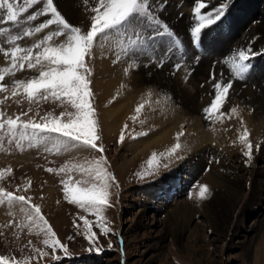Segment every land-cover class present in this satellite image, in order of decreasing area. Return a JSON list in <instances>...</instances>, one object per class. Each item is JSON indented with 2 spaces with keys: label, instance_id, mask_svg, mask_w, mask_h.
<instances>
[{
  "label": "rangeland",
  "instance_id": "obj_1",
  "mask_svg": "<svg viewBox=\"0 0 264 264\" xmlns=\"http://www.w3.org/2000/svg\"><path fill=\"white\" fill-rule=\"evenodd\" d=\"M234 1L204 0L206 8L202 10L206 15L214 13L216 9L225 10L227 8L225 19L222 18V22H225L228 19L227 11ZM63 2L65 0H54L58 10L69 23L74 26L82 25V31L87 29L88 21L92 15L91 8L98 6L94 0H78L73 14H69L68 10L63 8ZM197 2L199 0H155V3H152L154 14L168 25L174 36H156L158 26L154 25L152 21L143 19V22H137L126 31L122 30L121 34L111 33L115 34L113 35L114 40L113 37H110L111 34L107 39L114 46L111 50H104L105 44L103 43L101 47V42L98 41L93 48L92 55L86 57V62L92 70L90 89L93 96L90 98V102L95 110L97 134L100 136L97 143L102 144L103 153L84 150L79 146L66 148L63 145H58L55 137L42 140L31 147L28 141H22L23 150H21L17 147L16 140L9 142L6 129L0 131V137H2L0 140V171H3V176H0V189L15 195H24L26 198L30 197V204L40 206L41 214L51 225L60 242L68 248L67 253L59 248L53 253L52 249L44 244L47 236L45 235L46 226L43 225V222L33 223L28 219V206L16 203L9 205L5 200L0 203V255L7 256L10 261H20L21 264H264V222L260 221L254 231H248L250 229L248 225L252 223L251 220L260 212L254 204L258 200H264V195L258 193L256 182L258 176L255 170L262 163L257 157L262 155L264 130H261L260 135L254 141H250L253 144V154L249 161L243 154L247 149L241 140H237V143L231 147L225 142L226 134L222 133V131L231 132L230 130H233L234 122L237 119L231 124L228 123L230 126L226 124L228 126L225 125V128L218 123V120L231 113L232 109L239 111L240 108H245V112H248L250 117L253 116V119L259 112L261 116L259 120H264V115L259 109L262 102L256 104L246 101L244 97H241L238 87H236V84L240 82L236 80L233 64L239 61V54L234 58L236 61L234 59L227 61L230 55L233 56L242 49L247 54L253 53L250 45L261 37L260 34L252 37L250 45L246 48H239L232 54H226L229 55L228 57L224 55V57H219L222 60L219 61L221 65L210 68L212 70L211 80L221 85L229 82L232 87L220 110L224 115L217 114L206 118L203 110L204 122L211 129L208 131L211 132L213 139L211 150L205 153L203 159L200 152L191 155L175 153L173 157L166 159L160 156L165 152L154 146L149 148L144 155L139 153L132 159V162L125 165L121 158L127 154L125 149L133 147L136 143L132 142H135L139 137L146 136L150 129L146 127L147 123L141 116H132V112L128 114L118 133L114 135L110 131L104 130L99 113L100 108L94 89L99 60L106 59L110 67L121 70V74L124 76L130 74L131 71L138 70L140 65L145 63L144 57H152L151 62L156 64L158 70H163L165 64L171 62L173 63L171 67L174 68L171 71H179L182 68L188 69L190 74L196 71L200 63L199 56L208 53L207 49L213 50L210 45L207 46L206 33L211 32L218 23L222 25V22L219 21L217 24L214 22L208 27L202 28L203 39L194 43L191 30L194 22L199 21L194 14V5ZM19 3L23 4V0H19ZM184 5L186 6L184 12L180 11L176 16L175 7L179 11ZM257 5H259V9H262V4L257 3ZM169 6L172 9H168ZM40 7L41 5H36L29 8L28 12L20 18L19 25L4 21L0 22V28L9 29L12 34H17L21 30L20 26L32 27L43 23L48 17L39 16L36 21L27 20V16L39 12ZM2 15L3 13L0 12V16ZM186 15H188L186 23L182 29L178 28V22ZM227 21L230 22L231 19ZM225 27L217 28L216 31L222 32L224 29L226 30ZM54 30H56V26H50L32 37L24 38L18 44L21 47H31ZM134 32L142 33L145 43L130 48L128 40L130 37L134 38ZM6 39L7 35L0 37V43ZM63 42H65L64 37H56L53 40L54 44ZM3 46L5 48L12 47L10 44ZM33 51L35 52L37 49H33ZM257 55L254 52L252 58ZM252 58L250 57V59ZM2 59L10 61V57L6 58L3 53H0V61ZM190 60L196 61L191 62ZM36 75H38L36 69L30 70L25 66V69L17 71L15 76L7 75L4 83L10 85L14 79H28ZM246 86L244 84L243 89L247 88ZM253 89L259 90L256 85L253 86ZM212 98L214 99V97ZM0 101H2L0 111L5 113V119L8 116L15 118L17 115L27 113L26 116L21 115L22 120L35 118L37 122H41L42 117L51 114L52 117L66 122L68 117L61 116V113L76 112V109L72 108L66 100L61 103V101L49 98L41 99L38 104L30 103L23 93L17 97H12L10 92L0 93ZM121 133L125 137L123 142L120 141ZM230 137L233 136L230 135ZM231 150L233 152L228 153ZM154 152L161 165L158 172L154 175H146L143 179L139 178L137 173H146L149 170L147 161ZM101 156L106 157L107 160V163L102 167L115 176L119 187L113 186L110 189V206L104 209L103 219L98 220L97 216L91 212H85L78 205L70 203L66 199L64 187L65 184H68L72 187L90 188L94 184L100 183L97 179L94 162ZM177 156L182 159L175 158ZM164 164H167L168 167H163ZM197 164L200 169L191 172L190 166ZM49 168L55 171H47ZM5 169H11V172L4 171ZM215 171L220 175L223 174L222 176L227 180H233L236 176L240 177L238 196L234 199L233 206L230 205L227 197H218L219 199L217 196L213 197L214 194H226L227 190L224 185L217 187L215 183L204 180L206 175L213 174ZM184 175L187 176L186 179L183 178ZM162 185L166 191L163 189L159 196L153 198L149 193L150 190L154 186ZM204 185L208 186L209 192L205 194L206 198L202 199L199 192L201 186ZM167 191H170L171 195L169 193L167 196ZM175 198L179 202L187 204L192 215L185 216L183 210H177V208L175 210L173 204ZM159 201H162L164 205L163 210L150 209V207H158ZM140 212L146 213L147 217L139 218ZM153 216L162 223V226L157 228L141 226L155 222ZM190 216L192 217L190 218ZM81 217L90 221L92 230L97 237L94 242L90 243L86 238V228ZM239 225H244L243 230L250 237V242L245 245L246 247L250 243L252 244L249 251L245 250V247H238L236 242ZM103 227H107L110 231L105 234L102 231ZM158 239L161 243L156 245L155 241ZM90 248L93 250L90 251ZM96 248H99V251L95 250ZM35 249L47 252L48 255L41 257ZM53 255L59 256V260L53 259Z\"/></svg>",
  "mask_w": 264,
  "mask_h": 264
},
{
  "label": "snow or ice",
  "instance_id": "obj_2",
  "mask_svg": "<svg viewBox=\"0 0 264 264\" xmlns=\"http://www.w3.org/2000/svg\"><path fill=\"white\" fill-rule=\"evenodd\" d=\"M98 6L91 8V17L88 21V28L82 31L81 26H74L65 18L58 10L54 0H23V4L19 0H0V22H11L19 25V20L22 15L28 12V9L41 5L40 11L27 16L28 21H36L39 16L48 17L43 23L28 27L20 26L21 30L17 34H12L9 29L0 28V37L7 35V39L0 43V53L8 58L10 57V67L0 69V93L10 92L12 97L20 96L21 93L27 98L30 103H39L41 99L49 98L66 102L76 109L75 113H61V116H67V121L52 117L48 114L41 118V122H37L35 118L22 120L21 115L26 116L27 113L17 115L15 118L8 116L6 119L5 113L0 111V131L6 129V134L9 136V142L17 141V147L23 150L22 141H28L29 146H34L36 143L55 137L58 145H63L66 148H75L79 146L84 150L104 152L102 144H98L100 136L97 134V120L95 110L90 102L93 92L90 89L91 84V68L86 62V57L92 55V51L97 42L106 41L111 33L121 34L122 30L132 27L137 22H143V19L152 21L158 26L156 36L167 35L174 36V33L169 29L167 24L159 20L154 14L152 3L155 0H94ZM159 7V5H157ZM206 8L204 0H199L194 8V13L198 17V23L192 30L194 43H198L199 34L207 25L218 21L223 16L222 9H216L214 13H209L207 17L202 15V9ZM162 10V9H161ZM206 21V23H205ZM56 26V30L49 32L38 43L31 47H21L18 42L26 37H32L37 33L48 29L50 26ZM134 38H129L128 44L130 48L144 44L142 33L134 32ZM56 37H64L65 42L54 44L53 40ZM4 44H10L12 47L5 48ZM37 49V51H33ZM249 55L241 50L239 52V61L234 62L233 67L237 76H241L248 68L244 61L249 60ZM27 66L28 69H36L38 75L28 79H14L12 83L5 84L7 75L15 76L17 71H23ZM232 84L225 82L223 85L215 83V94L211 104L204 109L206 118H211L214 115H224L220 112L223 104L226 101L229 90ZM7 99V97H5ZM19 103V101H17ZM2 103V101H0ZM144 107L140 104L136 112L139 113ZM31 111V108H29ZM235 111V109H232ZM38 115V113H37ZM125 127H127L125 125ZM182 135L181 134H178ZM250 133L245 129L240 136L241 142L246 146V151L243 153L249 161L252 159L253 144L249 140ZM125 139L121 133L120 141ZM2 140V137H0ZM181 148L180 143H176L170 148L167 153H161L163 158H171ZM182 159V157H175ZM97 179L100 181L92 187H72L65 184L64 191L66 199L72 204L78 205L85 212H91L97 216L98 220H102L104 209L110 206V189L115 186L119 187V183L115 176L107 172L102 165L107 163L106 157L101 156L95 162ZM149 170L137 173L141 179L146 175H154L160 168L159 159L154 152L151 158L147 161ZM163 167H168L164 164ZM4 171L11 172V169ZM49 172L55 171L52 168L47 169ZM63 171V169H61ZM90 171V169H89ZM0 176H3V171H0ZM209 192L207 185L201 186L199 195L202 199L206 198V193ZM30 197L24 195H15L12 192L0 189V203L5 200L9 205L20 204L28 206V219L33 223L43 222L45 225V235L47 238L44 244L52 249L55 253L56 249H62L65 253L68 248L60 242L51 225L41 214L39 205L30 204ZM83 219L86 231L85 235L89 242H94L97 237L93 232L91 223L88 219ZM102 231L107 234L110 229L103 227ZM93 250L92 248L89 249ZM95 250L99 251V248ZM41 257L47 256V252H40L35 249ZM59 256L53 255V259L59 260ZM0 264H21L20 261H10L7 256L0 255Z\"/></svg>",
  "mask_w": 264,
  "mask_h": 264
},
{
  "label": "bare ground",
  "instance_id": "obj_3",
  "mask_svg": "<svg viewBox=\"0 0 264 264\" xmlns=\"http://www.w3.org/2000/svg\"><path fill=\"white\" fill-rule=\"evenodd\" d=\"M77 1L78 0H65L62 6L68 10L69 14H73ZM257 3L262 4V9L258 8L259 5H257ZM185 5L179 11L176 10V7L175 10L173 9L176 16L180 11L184 12L186 9ZM168 9H172L171 6H169ZM227 17V20L231 19L230 22L226 20L227 22L223 21L222 25L218 23L212 28L211 32L206 33L205 40L207 46L210 45L213 50L210 51L207 49L208 53L199 56L200 63L196 71L192 74L188 73V69L187 71L183 68L179 71L175 70L176 73L175 71H171L173 63L170 61V63L165 64L163 70H158L156 64L151 62L152 57H144L145 63H142L138 70L131 71L130 74L124 76L121 74V70L110 67L106 59L99 60L97 64V75L94 81V89L96 90L98 107L100 108L99 113L105 128L104 130H108L114 135L117 134L128 114L132 112V116H141L147 123L146 127L150 129L146 136L139 137L135 142H132L136 143L133 147L125 149L127 154L121 157L125 165L132 162V159L139 153L144 155L151 147H158L160 148L159 150L167 153L176 143L181 144V148L176 152L177 154L191 155L200 152L199 154L203 159L205 153L211 150L213 142L212 134L209 132L211 129L206 126L203 117V110L211 104L213 101L212 97H214L215 94V82L211 80L212 70H210V68L212 66L218 67L217 65H221L220 62L222 60L219 57L223 55L228 57L229 55L226 54H232V52H236L239 48H246V46H249L252 37L257 34H260L261 37L250 46H252V51L258 55L248 62L244 61V63L248 65V68L241 76L236 75L237 82H240L236 84V87H238L241 97H244L246 101L256 104L261 101L262 106L260 108L258 106V108L264 115V0H235L227 11ZM187 18L188 15L178 22V28L182 29ZM223 27H225L226 30L224 29L222 32L219 30L216 31L217 28L221 29ZM113 35L115 34H111L110 37H113L112 39L114 40ZM103 43L105 44L104 50H111V48L114 47L107 40ZM193 54L197 55L196 53ZM236 57H238V55H230L227 61ZM199 58L197 57L198 60ZM234 61L236 60L234 59ZM10 66V61L7 59H2L0 61V69ZM228 78L230 77L228 76ZM244 84L247 85L245 89H243ZM254 85H256L259 90H254ZM140 104H143L144 107L137 113L136 109ZM260 118L261 116L258 112L253 119V116L250 117L248 112H245V108H240L239 111L235 109V111H231L227 116L220 118L218 123L224 128L226 124H231V122L237 119L236 122H234L233 130H230L231 132H224L221 130L223 134H226L225 142L233 147L237 143L236 141L240 139L245 129L250 133L249 140L254 141L256 137L260 135L261 130H264V120H259ZM228 125H226V127ZM251 127L253 128L251 129ZM181 133L182 135L178 136V134ZM230 135L233 137H230ZM231 152H233V150L228 153ZM230 156H232V154H230ZM257 158L262 162L260 166L255 169L258 176L256 179L258 184L257 188L258 193L264 195V147L262 149V155ZM192 164L194 163L192 162ZM199 169V164L190 166L191 172L198 171ZM222 175L215 171L213 174L206 175L204 180L215 183L217 187L224 185L227 190L226 194H214L213 197H227L229 198L230 205L233 206L234 199L238 196V181L240 177L236 176L233 180H227V178ZM183 178L186 179L187 176L184 175ZM177 180L178 178L176 175V181ZM163 189V185L154 186L151 190L149 189V193L155 198L157 195L159 196ZM169 193L171 195V192L167 191V196ZM254 200L256 201V199ZM174 201L175 210L176 208L177 210H183L185 216H187V214L192 215L191 209L187 204L179 202L177 198H175ZM263 201L264 200H258L254 204L260 212L251 220L252 223L248 225L250 227L248 231H254L255 226L260 221H262V223L264 222ZM158 203H160L158 207H150V209L155 211L161 210L164 205L162 201ZM146 217L147 214L144 212L139 214V218L141 219ZM191 217L192 216H190V218ZM153 219L155 222L148 223L147 225L143 224L141 226L144 228H157L162 226V223L158 219H155V216H153ZM243 226L244 225H239L236 233V242L238 243V247L242 248L250 242V237L245 230H243ZM159 242V239L156 240V245L159 244ZM251 247L252 244L250 243L244 249L249 251Z\"/></svg>",
  "mask_w": 264,
  "mask_h": 264
}]
</instances>
